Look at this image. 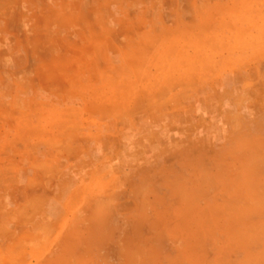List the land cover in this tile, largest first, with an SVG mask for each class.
<instances>
[{
	"label": "crops",
	"instance_id": "obj_1",
	"mask_svg": "<svg viewBox=\"0 0 264 264\" xmlns=\"http://www.w3.org/2000/svg\"><path fill=\"white\" fill-rule=\"evenodd\" d=\"M17 1V12L31 24L21 27L15 52L0 44V55L20 63L13 74L0 71V264H132L130 253L147 249L131 248L130 231L151 218L147 207L160 200L184 201L190 236L183 246L210 254L216 264H264V77L258 72V84L236 99L222 88L219 99L200 101L197 84L151 91L150 70L145 63L130 67L128 55L74 51L87 38L82 30H96L88 34L96 40L104 32L128 40L119 32L125 29L134 44L159 42L167 29L188 24L183 15L197 13L199 6L185 0ZM103 5L115 20H99ZM55 16L67 22L55 26ZM36 17L44 19L37 24ZM32 28L51 37L29 36ZM107 60L116 62V72L102 68ZM25 62L28 74L21 73ZM72 66L85 70L89 80L71 79ZM93 82L100 94L111 86L110 99L105 93L88 105L92 90L85 93L83 85ZM31 99L33 104L26 103ZM13 100L25 116H4V105H15ZM91 108L101 113L90 117L92 123L112 119L116 125L138 121L148 109L162 110L153 127L156 145L177 143L137 147L130 140L152 139H138L131 129L123 137L126 147L94 150L91 142L107 134L86 132L83 118L72 116ZM173 120L177 135L168 136ZM25 141L32 144L23 147ZM91 157L92 164L84 160ZM6 218L26 228L6 229Z\"/></svg>",
	"mask_w": 264,
	"mask_h": 264
},
{
	"label": "rangeland",
	"instance_id": "obj_2",
	"mask_svg": "<svg viewBox=\"0 0 264 264\" xmlns=\"http://www.w3.org/2000/svg\"><path fill=\"white\" fill-rule=\"evenodd\" d=\"M107 2L111 3L109 0ZM185 2L188 5L199 6V11L197 13L188 12L184 14L182 21L188 24H184L183 28L167 29L166 37H157L159 42L152 40L151 43L134 44L130 41V30L125 29H119V32L121 31V35L128 40L123 37H121L122 40H116L110 33L104 32L106 29L102 30L104 38L96 40L88 36L90 31L96 32V30H82L83 33L86 32L87 38L84 35V38L75 45L74 51L81 54L86 53L88 57L91 54L98 53L97 50L99 48L101 49V55L104 57L109 54H120V57L125 59L128 55L130 56V67L137 63H145V66L150 70L148 88L151 91H159L163 88V85L175 89L176 87L189 86L190 83L192 85L197 84L201 86L200 94L198 95L200 101L208 98H211V100L219 99L218 92L222 88L227 92L226 94H228L229 98L233 100L240 95L239 93L242 90L250 89L255 84H258L256 82L257 73L259 72L264 77V0H185ZM20 6V2L18 3L17 0H0V44L1 42L6 43L7 51L9 52H15L13 43L17 34L21 37V27L24 24L26 27L28 22L31 24V19H26L25 13L17 12ZM103 6H105L104 11L98 13L99 20H115L114 13L108 12L106 5ZM43 19L36 17L35 22L38 24ZM85 19L91 18L85 17ZM52 20L55 22L53 23L55 26L67 22L60 16H55ZM27 34L29 36H39L40 38L51 37L50 34L41 29H28ZM95 42H97L96 45L93 44ZM2 53L3 55H0V71H6V74H13V69L18 68L20 63L7 61L6 56H4L6 52ZM87 63L93 64L95 62L88 61ZM125 63L124 61L119 62V64ZM24 64L26 67L24 66L21 73L28 74L31 69L30 62H25ZM103 64L102 68L107 70L109 74L112 72L111 68L114 69L113 72H116L113 67L116 66V62L107 60ZM104 69L102 72H104ZM175 73L177 75L172 78L170 75ZM92 74L94 82H96V73L92 72ZM68 75L73 80L76 78H81L83 82L89 80L85 70L82 71L76 66L70 67ZM94 82L89 85H83L85 93L86 90H92V93H86L91 95L88 105L91 102L93 104L98 102L96 98L101 95L103 97L105 93H108V95L104 97L109 96L110 99L111 96V91H108L111 90V86H105L103 88L105 91L100 94L93 89L95 86ZM24 83L30 84L27 80ZM43 83L44 81H36L33 85H43ZM63 87L57 86L58 90ZM80 91V95H83L84 92L81 89ZM122 93L124 92L122 91ZM21 94L26 95L27 93ZM0 96H3L1 92ZM16 102L18 101L13 100L12 103L15 104ZM30 102L33 104L32 99L26 103ZM71 103L74 102L72 101ZM21 105H7V107L4 105L2 113L6 116V112H8V118L9 116L18 118L25 116L24 113H20ZM161 114L162 110L148 109L140 114L138 121L136 119L133 120V123L126 121L122 125L114 124L112 119L92 123L94 120L91 121L90 117L101 116L100 110L98 111L95 108L88 109L85 113L83 112V116L81 114L72 116H81L83 118L82 127L86 132L93 133L95 128H97L98 132L101 131L103 135L107 134L105 139L91 142L90 147L94 148V150L126 147L127 142L123 140V137L126 133H130L131 129L134 134L138 135V139L149 136L152 141L144 140L137 143L130 140V144L135 146L137 144V147L140 144V147L163 149L172 147L177 142L166 140L162 144L158 142L156 145L157 137L156 135L153 137L156 133L153 127ZM107 115H110V113H103V116ZM174 123H170V128L167 131L168 136L172 133L177 135L176 123ZM5 125L8 130L13 126L10 123H5ZM150 127L152 130H150ZM71 131L75 132L76 130L74 131L72 128ZM150 131H152L151 135H149ZM110 136L113 137L110 138ZM6 144H8L7 147L14 146L13 141L8 140ZM30 144H32L31 141H25L22 145L25 147ZM84 160L90 163L94 158L91 157ZM183 208H185L184 201L178 202L177 200H160V202L152 203V205L147 207V210L149 209L147 212L151 215V218L138 223L135 227L137 229L135 232L134 226L132 231H130L131 248L135 247L137 250L144 248L147 251L144 253L141 251L130 253V256H132V258L130 257V262L132 264H216L210 254H198L190 247L183 246L182 239L190 236V234H187L189 228L185 226L187 218L182 213ZM3 225L6 229L12 230L26 228L17 226L16 221L9 218L3 221ZM7 258L9 259V255H7Z\"/></svg>",
	"mask_w": 264,
	"mask_h": 264
}]
</instances>
